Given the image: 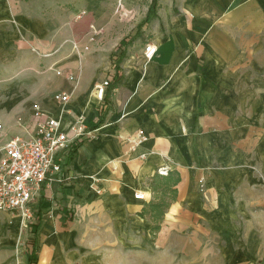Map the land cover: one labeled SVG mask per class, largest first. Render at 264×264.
Instances as JSON below:
<instances>
[{"label":"crops","instance_id":"crops-1","mask_svg":"<svg viewBox=\"0 0 264 264\" xmlns=\"http://www.w3.org/2000/svg\"><path fill=\"white\" fill-rule=\"evenodd\" d=\"M83 13L75 20L55 0H0V121L7 137L32 128L31 110L27 126L8 129L14 105L34 101L59 117L53 91L71 97L61 116L70 137L78 115L94 130L67 154L70 180L43 193L32 264H258L264 0H161L154 56L126 53L121 80L108 86L103 106L93 89L114 69L105 56L82 52L94 28ZM55 69L77 77L56 76ZM139 130L145 140L130 152L124 139ZM174 176V199L153 232L150 205L168 201L164 185ZM135 190L146 201L136 200ZM23 226L0 212L8 264Z\"/></svg>","mask_w":264,"mask_h":264},{"label":"built area","instance_id":"built-area-1","mask_svg":"<svg viewBox=\"0 0 264 264\" xmlns=\"http://www.w3.org/2000/svg\"><path fill=\"white\" fill-rule=\"evenodd\" d=\"M82 14L84 13L77 15L76 19ZM95 34L96 31L93 30L88 44L95 41ZM88 44L82 47V52L89 50ZM76 46L75 44L74 49ZM155 52L156 47L152 42L145 44L143 55L146 59H151ZM55 75L68 80L77 77V74L64 73L59 69H55ZM108 86L109 81L104 80L93 89L96 100L102 106ZM70 98L65 92L54 95L53 99L59 108H62L59 117L45 112L39 104H34L30 116L32 128L22 135L7 137L0 124V212L18 217L25 226L38 218L44 191L54 184L70 180L65 172V159L69 150L94 132L86 125L81 115H78L70 126L72 137L64 130L61 116L69 113L66 105ZM28 122L30 119L25 121L18 117L16 125L27 126ZM144 140L145 135L139 130L126 137L124 143L132 152ZM156 172L167 175L165 168H158ZM200 182L203 183L204 178H201ZM133 196L138 201H146L144 193L140 190H135Z\"/></svg>","mask_w":264,"mask_h":264},{"label":"rangeland","instance_id":"rangeland-1","mask_svg":"<svg viewBox=\"0 0 264 264\" xmlns=\"http://www.w3.org/2000/svg\"><path fill=\"white\" fill-rule=\"evenodd\" d=\"M55 1L58 7L64 10L66 14L71 12V16L75 20H78L76 19L77 15L81 14L83 11L88 14L94 27L93 30L96 31V34L95 41L88 44L89 36L92 34L93 30L90 28L86 32L87 39L84 45L88 44L89 50L85 53L98 56L103 55L107 58V63L112 61L110 62V66H113L112 68L114 69V72H112L109 77L103 78V81L107 80L109 82L116 74L117 70L119 73V63L125 57L126 53L136 49L142 50L145 44L151 42L150 40L153 36L152 34L154 32L155 25L157 24V14L160 10L161 2V0H157V6L153 10L154 12L152 13V17L146 22L145 19L148 15V10L152 0ZM101 65L103 67V63H101ZM259 72H257V75L263 74V72ZM56 93L59 92L53 91L52 98ZM35 103L36 102L32 101L29 105L17 104L12 107L13 111H11L12 109L8 110L4 120L8 129L17 122L18 117L23 119L25 115H29ZM57 110L59 113L62 112V108H58ZM102 111L100 109L97 110L98 114H101ZM2 122L3 121H0V124L6 133V127ZM33 231L34 228H32L30 224H27L26 226H23L22 231L18 232L16 242L10 251L12 252V264H24V259L27 257V264H32L33 260L31 259L30 254L34 255L36 252V242L34 240L35 232ZM1 239L2 238L0 237V240ZM8 250L9 248L2 247V245H0V264H8ZM258 263L264 264V259Z\"/></svg>","mask_w":264,"mask_h":264},{"label":"trees","instance_id":"trees-1","mask_svg":"<svg viewBox=\"0 0 264 264\" xmlns=\"http://www.w3.org/2000/svg\"><path fill=\"white\" fill-rule=\"evenodd\" d=\"M156 6H157V0H152L150 7H149V10H148V15L145 19L146 22L149 21L150 18L152 17V13L154 12L153 10L156 8ZM120 80H121V76L117 70L116 74L112 77L111 81L109 82L110 89L113 87H116V85L120 82ZM100 110L102 111V108H100ZM100 121H101V118H99L97 120V123H96V125H94V128L97 127V125L100 123ZM74 151H75V149H74ZM178 179H179L178 177L174 176L172 179L165 182L164 187L168 191V194H169L168 201L165 198H162L158 203L150 205V208H152L154 211V213L151 215V218H152V221L154 223H156L152 227L153 232H156L159 230V225L157 224V222L163 216L164 211L168 208L170 201H172L174 199L175 190L172 188V186L177 184ZM152 188H155V187H152ZM37 224L33 223V226H32V228H34L33 232H35V230L38 226Z\"/></svg>","mask_w":264,"mask_h":264}]
</instances>
